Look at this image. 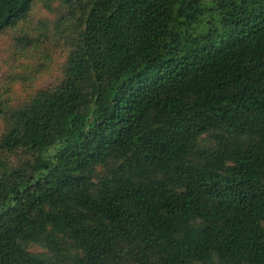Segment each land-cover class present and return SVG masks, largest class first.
Masks as SVG:
<instances>
[{"label":"trees","instance_id":"obj_1","mask_svg":"<svg viewBox=\"0 0 264 264\" xmlns=\"http://www.w3.org/2000/svg\"><path fill=\"white\" fill-rule=\"evenodd\" d=\"M0 264H264V0H0Z\"/></svg>","mask_w":264,"mask_h":264},{"label":"rangeland","instance_id":"obj_2","mask_svg":"<svg viewBox=\"0 0 264 264\" xmlns=\"http://www.w3.org/2000/svg\"><path fill=\"white\" fill-rule=\"evenodd\" d=\"M54 81H55V77L52 76L51 78L47 79V81L43 84V86L46 85L48 87V86L52 85L54 83ZM30 251L32 253H36V254L44 253V251L40 247H37V246H32L30 248Z\"/></svg>","mask_w":264,"mask_h":264}]
</instances>
